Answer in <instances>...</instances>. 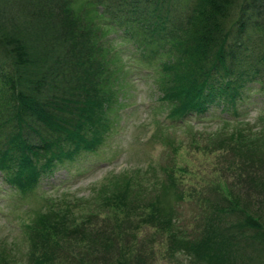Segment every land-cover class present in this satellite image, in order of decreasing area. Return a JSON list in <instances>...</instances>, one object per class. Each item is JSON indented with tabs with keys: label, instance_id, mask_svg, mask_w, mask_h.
<instances>
[{
	"label": "trees",
	"instance_id": "1",
	"mask_svg": "<svg viewBox=\"0 0 264 264\" xmlns=\"http://www.w3.org/2000/svg\"><path fill=\"white\" fill-rule=\"evenodd\" d=\"M76 1L0 0V179L15 213L24 199L44 202L20 221L21 261L0 239V264H147L125 241L137 239L138 225L165 234L191 264H235L238 234L217 237L210 227L190 240L179 226L175 208L202 195L194 173L173 161L181 142L162 138L173 159L162 177L127 169L91 198L37 190L57 167L96 156L114 130L128 72L118 39L137 45L157 75L166 126L215 154L214 178H201L207 188L225 185L212 210L232 214L264 251V110L253 124L244 115L264 96V0ZM104 216L113 224L97 223Z\"/></svg>",
	"mask_w": 264,
	"mask_h": 264
},
{
	"label": "rangeland",
	"instance_id": "2",
	"mask_svg": "<svg viewBox=\"0 0 264 264\" xmlns=\"http://www.w3.org/2000/svg\"><path fill=\"white\" fill-rule=\"evenodd\" d=\"M86 1L77 0V7ZM117 34L120 35L119 32ZM115 45L119 48L121 61L128 71L122 82L124 96L121 97L120 103L123 105L113 117L115 131L110 133L104 148L96 156L71 168L70 165L57 167L54 175L50 179H43L37 190L44 191L45 196L57 200L72 195H76V198H91L94 192L105 183V178L127 169L147 171L152 168L155 175L162 177L160 167L169 165L172 159V150L162 141V138L166 137L173 140L175 146L181 142L183 147H186L179 151L175 160H172L179 167L191 170L195 175L191 178L192 181L198 190H202L201 196H195L192 201L184 202L175 208L181 217L180 228L189 234L186 238L196 240L202 231L210 227L216 228L217 237L226 236L229 232L236 233L237 239L240 240V249L238 248L240 251L232 253L233 259H237L235 264H264L263 248L256 245L252 232L246 227V229H238L237 221L232 214L212 210L213 207L221 204L218 189L225 194V185L222 182L213 183V186L208 188L204 187L205 183H202L203 177L214 178L216 167H213V164L215 162L217 164L215 154L209 155L187 147L190 140L178 129L174 131L166 126V111L162 110L157 102L159 96L157 75L141 64L143 60L140 55L142 54L137 45L129 44L121 39H118ZM254 100V104L247 106L244 113L251 124L256 123L259 116L258 110L259 112L264 110V96H256ZM198 127L200 129V126H195L194 129ZM7 188L8 184L0 179V239L14 243L17 260L21 261L26 247L20 231V221H27L30 216H33L31 212L44 210L42 207L44 202L33 196L28 200L24 199L18 203L21 211L15 213L10 207L17 202L12 194L7 193ZM88 210L90 211V208ZM9 212L13 217L9 216ZM83 214L80 212L78 217ZM18 216L19 218H16ZM195 216L196 221L193 220ZM103 218L106 223L113 224V221H107L105 216L99 218L97 223L104 220ZM233 223L236 224L232 225ZM112 226L110 225L109 229ZM239 232L245 233L248 237ZM135 235L137 238L135 241L130 242L129 239L125 241L142 252L147 264H191L190 258H187L184 253H177L172 249L173 240L170 241L165 234L138 225ZM75 257L78 258L77 255Z\"/></svg>",
	"mask_w": 264,
	"mask_h": 264
}]
</instances>
